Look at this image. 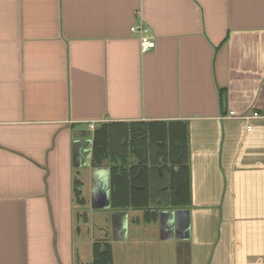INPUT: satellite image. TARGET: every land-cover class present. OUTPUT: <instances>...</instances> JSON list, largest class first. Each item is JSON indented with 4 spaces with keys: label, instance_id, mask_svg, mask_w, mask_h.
<instances>
[{
    "label": "crops",
    "instance_id": "0c3cea01",
    "mask_svg": "<svg viewBox=\"0 0 264 264\" xmlns=\"http://www.w3.org/2000/svg\"><path fill=\"white\" fill-rule=\"evenodd\" d=\"M113 122L140 126L95 160ZM97 242L264 264V0H0V264H91Z\"/></svg>",
    "mask_w": 264,
    "mask_h": 264
},
{
    "label": "trees",
    "instance_id": "16d2710c",
    "mask_svg": "<svg viewBox=\"0 0 264 264\" xmlns=\"http://www.w3.org/2000/svg\"><path fill=\"white\" fill-rule=\"evenodd\" d=\"M136 123H122V122H113V123H105L102 124L99 128L95 130L94 133V158L95 160H98L99 157L102 158V155L104 157L109 156L113 157L115 153L118 151L116 149L117 147H122L124 149V146L122 145H128V142L125 140L128 139L130 135L133 134V128H136ZM135 130V129H134ZM177 143V142H176ZM177 148H180L181 151L184 153L183 155H187V140H183L179 142L178 144H175ZM126 154H124L125 156ZM125 158V157H122ZM147 157L141 158L140 164L145 165L147 163ZM124 161V159H122ZM126 162V161H124ZM180 171H183V175L180 176V183H183V181L186 179V184L188 180V173H187V165L186 163L180 164ZM113 177H112V184L114 190L122 189V191L126 190L129 187H132L134 183L130 184V180L128 179V172L123 168H114L112 169ZM136 182L137 180L134 179ZM133 181V182H134ZM173 182V180H171ZM179 188L181 187L180 184ZM113 194H115V191H113ZM115 196V195H114ZM94 260L91 264H114L113 262V255H112V249L109 243L107 242H100L95 243L94 245Z\"/></svg>",
    "mask_w": 264,
    "mask_h": 264
},
{
    "label": "built area",
    "instance_id": "2783aa9c",
    "mask_svg": "<svg viewBox=\"0 0 264 264\" xmlns=\"http://www.w3.org/2000/svg\"><path fill=\"white\" fill-rule=\"evenodd\" d=\"M131 32L137 34L140 37L141 47L144 52L156 47V41L151 37L150 28L146 24L140 23L133 26L131 28ZM231 114L232 116L238 117L234 114V112H232ZM254 116H257V114H255ZM90 127L94 128V124H91ZM248 129H251V126H249Z\"/></svg>",
    "mask_w": 264,
    "mask_h": 264
}]
</instances>
